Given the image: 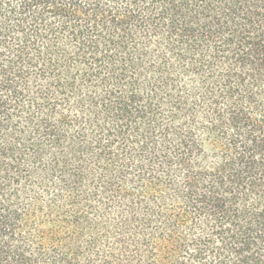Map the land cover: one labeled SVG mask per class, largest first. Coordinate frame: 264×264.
Listing matches in <instances>:
<instances>
[{"label": "trees", "instance_id": "obj_1", "mask_svg": "<svg viewBox=\"0 0 264 264\" xmlns=\"http://www.w3.org/2000/svg\"><path fill=\"white\" fill-rule=\"evenodd\" d=\"M0 264H264V0H0Z\"/></svg>", "mask_w": 264, "mask_h": 264}]
</instances>
